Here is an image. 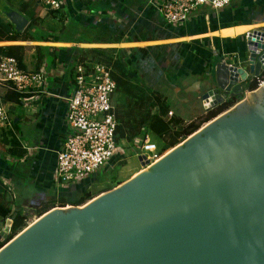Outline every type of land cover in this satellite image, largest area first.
<instances>
[{
	"label": "water",
	"instance_id": "1",
	"mask_svg": "<svg viewBox=\"0 0 264 264\" xmlns=\"http://www.w3.org/2000/svg\"><path fill=\"white\" fill-rule=\"evenodd\" d=\"M2 12L14 30L29 19ZM243 66L212 61L204 109L236 97L142 171L81 205L54 207L7 240L0 264H264V30ZM242 96V98H240Z\"/></svg>",
	"mask_w": 264,
	"mask_h": 264
},
{
	"label": "crops",
	"instance_id": "2",
	"mask_svg": "<svg viewBox=\"0 0 264 264\" xmlns=\"http://www.w3.org/2000/svg\"><path fill=\"white\" fill-rule=\"evenodd\" d=\"M3 6L18 11L30 22L32 16H43L33 28H29V22L19 33L12 26V33L19 34L20 40L3 37L0 46H10L11 54L21 58L22 69L44 72L46 94L23 95L15 102L9 98L12 90L0 87V104L8 109L14 127V132L0 135V232L6 220L11 219L5 207L29 215L52 201L57 202L59 197L68 198L65 194L95 176L94 173L72 185H64L54 177L56 154L67 135L73 68L80 58L88 56L103 61L125 51L128 64L136 69L147 93L159 94L168 105L169 116L187 124L208 112L199 91L204 89L202 82L212 71V61L221 58L228 64L243 66L247 32L264 30V0H231L220 10L203 5L184 25L167 24L145 0H65L56 15L50 11L58 10H46L37 0H0V21L9 23L3 15ZM25 31L28 38L24 37ZM84 49L99 51L90 50L88 54L83 53ZM142 58L150 62L145 72L139 65ZM173 100L179 104L195 101L199 112L183 119L171 110V105H178ZM112 102L119 126V149L125 141L127 148L122 149L130 155L143 136L147 135L150 141L157 136L144 126L128 127L131 120L125 107L132 103L127 97L116 90ZM130 133L137 134L129 139ZM120 152L110 162L119 159Z\"/></svg>",
	"mask_w": 264,
	"mask_h": 264
},
{
	"label": "built area",
	"instance_id": "3",
	"mask_svg": "<svg viewBox=\"0 0 264 264\" xmlns=\"http://www.w3.org/2000/svg\"><path fill=\"white\" fill-rule=\"evenodd\" d=\"M65 0H37L46 10H59ZM170 25H184L203 5L215 10L226 7L231 0H145ZM74 89L68 98L67 135L56 154L55 179L72 185L105 167L120 151L117 142L118 121L112 96L117 83L111 69L92 57L83 56L73 68ZM264 74L259 84L263 83ZM19 93L46 94L44 72L26 71L13 56L0 57V87ZM14 132L8 109L0 104V135ZM140 142V141H138ZM137 146L143 161L154 163L162 156L158 146L145 135ZM2 181V178H0Z\"/></svg>",
	"mask_w": 264,
	"mask_h": 264
},
{
	"label": "trees",
	"instance_id": "4",
	"mask_svg": "<svg viewBox=\"0 0 264 264\" xmlns=\"http://www.w3.org/2000/svg\"><path fill=\"white\" fill-rule=\"evenodd\" d=\"M60 10L56 11L55 13L50 11V13L57 14L60 13ZM48 13V12H47ZM39 15L30 17V25L29 28H33V25L42 19ZM12 25L10 23H6L5 21H0V38L5 37L6 40L15 41L20 40L19 34L12 33ZM6 32H11L9 35L4 34ZM24 37L28 38L27 31L24 32ZM84 42H92V41H84ZM10 46H0V56H13L19 61V66L21 67V58L19 56H14L10 52ZM92 50V49H90ZM89 49H84L83 53H90ZM92 51H99V50H92ZM111 52L114 53L112 49ZM100 62L105 63L111 69V76L117 83V92H120L123 96L127 97L129 101L132 103V106L125 107L127 118L131 121H128V127L135 128L136 126H144L148 130L152 131L156 134L159 139L163 143V148L161 149L162 152L179 144L185 138H187L190 134L194 133L198 130L204 123L208 122L209 120L213 119L218 114L226 111L231 106H233L238 99L236 97H232L231 99L215 106L214 108L208 110V112L196 120H193L183 126V120L177 117L169 116V109L168 105L165 103V100L157 93L151 92L147 93L146 88L144 85L139 82V77L136 69L131 68V66L127 62V55L125 51H120L119 55H117L114 59L112 56L106 57L103 61ZM259 84V81L254 80L252 81L248 89L253 90ZM13 101H18L20 95L14 91L11 92ZM242 98V96H240ZM130 122V123H129ZM178 126H181L180 130H176ZM119 133V126L117 127V134ZM132 138L137 133H130ZM3 191V189H2ZM1 196V194H0ZM93 198V196L89 193H83L74 201H71L65 197H59L57 202H51L49 205L43 206L37 210V215L40 216L44 212L50 210L54 206L58 205L60 207H64L66 205H81L86 201ZM7 211V216L12 219V227L11 233L9 237L10 239L15 234L20 232L23 228L27 225L28 214H22L20 211H12L11 207L4 208ZM6 242L0 241V248Z\"/></svg>",
	"mask_w": 264,
	"mask_h": 264
},
{
	"label": "rangeland",
	"instance_id": "5",
	"mask_svg": "<svg viewBox=\"0 0 264 264\" xmlns=\"http://www.w3.org/2000/svg\"><path fill=\"white\" fill-rule=\"evenodd\" d=\"M149 63L150 62L147 63V60L145 58H142V61L139 62V65L143 67L141 69L142 72H145V70H147ZM136 65L137 66L135 67H139L138 64ZM144 78L147 79L148 76L147 77L144 76ZM173 91L175 92V89H173ZM175 103H177L178 105L176 106L171 105L170 106L171 110L178 112L179 116H181L183 119H189L193 117L194 114L199 112V109L197 107L198 104L195 101L192 102V100H190L188 103L183 102L180 104L179 102L175 101ZM184 125L185 124H183V126ZM180 128L181 126L177 127V129L179 130ZM151 140H152L151 142L153 143L156 142L157 144H159L160 147L163 145L162 141H160V139L157 136H153ZM122 143L123 144L120 145L121 152L118 154L119 159H114L115 160L114 162H109L105 167L100 169L98 173H95V176L93 175L94 177L92 179L90 180L88 179V181L84 184V186L79 187L78 189L75 188L73 190H70L69 193L65 194L68 195V198L71 201H74L83 193H89L93 197L98 196L99 194L104 193L116 187L117 185L129 180L134 173L143 170V168L139 166L140 162L138 160V154H137L140 149L132 148L131 149L132 152L129 155V153L126 152V150H124L125 148H127V143L125 141H122ZM169 150L170 149L163 151L162 155ZM160 151L162 150L160 149ZM37 217H38L37 210L30 212L27 219V225L32 223Z\"/></svg>",
	"mask_w": 264,
	"mask_h": 264
},
{
	"label": "bare ground",
	"instance_id": "6",
	"mask_svg": "<svg viewBox=\"0 0 264 264\" xmlns=\"http://www.w3.org/2000/svg\"><path fill=\"white\" fill-rule=\"evenodd\" d=\"M165 154V153H164ZM136 175V174H135Z\"/></svg>",
	"mask_w": 264,
	"mask_h": 264
},
{
	"label": "flooded vegetation",
	"instance_id": "7",
	"mask_svg": "<svg viewBox=\"0 0 264 264\" xmlns=\"http://www.w3.org/2000/svg\"><path fill=\"white\" fill-rule=\"evenodd\" d=\"M259 85V84H258Z\"/></svg>",
	"mask_w": 264,
	"mask_h": 264
}]
</instances>
